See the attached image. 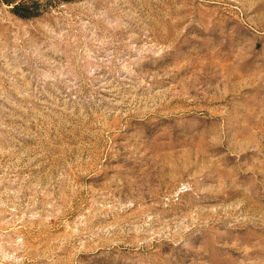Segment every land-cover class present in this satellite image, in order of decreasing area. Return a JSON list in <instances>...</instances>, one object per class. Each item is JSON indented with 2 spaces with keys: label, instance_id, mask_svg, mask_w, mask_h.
<instances>
[{
  "label": "rangeland",
  "instance_id": "374dc122",
  "mask_svg": "<svg viewBox=\"0 0 264 264\" xmlns=\"http://www.w3.org/2000/svg\"><path fill=\"white\" fill-rule=\"evenodd\" d=\"M0 264H264V0H0Z\"/></svg>",
  "mask_w": 264,
  "mask_h": 264
}]
</instances>
